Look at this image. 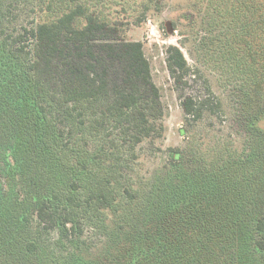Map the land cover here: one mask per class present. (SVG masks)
<instances>
[{"label":"trees","instance_id":"1","mask_svg":"<svg viewBox=\"0 0 264 264\" xmlns=\"http://www.w3.org/2000/svg\"><path fill=\"white\" fill-rule=\"evenodd\" d=\"M163 1L0 0V264H264V0L213 8L223 64L234 79L249 73L228 84L242 150L208 122L204 138L192 129L225 115L204 81L203 99L181 103L179 132L195 146L167 151L173 181L153 189L135 169L162 137L164 111L128 31ZM181 46L166 47L177 85L190 71ZM133 227L139 236L125 235Z\"/></svg>","mask_w":264,"mask_h":264},{"label":"rangeland","instance_id":"2","mask_svg":"<svg viewBox=\"0 0 264 264\" xmlns=\"http://www.w3.org/2000/svg\"><path fill=\"white\" fill-rule=\"evenodd\" d=\"M221 0H164L163 10L160 13H154L152 7L148 9L146 21L140 22L139 25H131L128 31V38L138 40L143 43L144 53L147 57L152 78L156 86L160 90L161 102L164 111V131L160 139L155 140V149L146 151L140 158V164L136 166L135 174L139 176L142 185L150 183L154 186L159 185L168 189L173 179L168 175L167 169L163 166L168 163L167 151L172 150H190L194 148L189 143L188 135H181L180 129L185 125L181 103L187 96H191L195 101L205 97L204 81L209 85L214 94L219 97L225 109L223 120L213 118L204 119L195 127L193 123L192 129L197 135L204 138L200 133L203 126L208 122L211 128L216 132L225 136L228 140L229 148L237 151L242 150L244 143V123L242 117H239L238 110L241 104L233 95L231 87L228 85L229 80L235 82L246 80L249 73L245 69L236 74V79L230 75L229 67L223 64L225 59V38L226 30L216 26L217 20L214 16V6H219ZM232 4V2H229ZM134 4H132V7ZM146 4L142 5L145 8ZM227 9L229 7L226 6ZM165 20H173L177 29L173 35L166 36L160 30V24ZM194 31H197L194 33ZM199 33V34H196ZM200 42L199 37H203L201 49L198 48L199 43L194 45L195 38ZM182 41V46L180 44ZM169 45L181 46V51L186 59L190 71L184 75L179 85L175 83V78L170 74L166 58V47ZM229 51V50H227ZM232 56L238 57L243 53L234 50ZM201 69L202 74L196 76L193 69ZM242 80H237V78ZM249 113V112H248ZM264 127V120L261 122ZM231 133V134H230ZM243 140V141H242ZM147 147V146H146ZM204 146H201L203 148ZM157 148V149H156ZM158 148L160 150H158ZM144 190L141 191L142 195ZM141 208V207H140ZM185 216L188 213L183 207L182 213ZM108 219L113 222L115 220L123 221L122 216H109ZM179 223L177 221L176 227ZM129 229V228H128ZM127 231V230H124ZM129 232V231H127ZM125 235H133L138 237L136 228H131L130 233ZM177 237V234H173ZM92 242L98 243V237H92ZM213 257V256H212Z\"/></svg>","mask_w":264,"mask_h":264}]
</instances>
